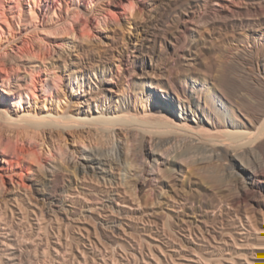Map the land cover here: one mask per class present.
<instances>
[{
  "label": "rangeland",
  "instance_id": "374dc122",
  "mask_svg": "<svg viewBox=\"0 0 264 264\" xmlns=\"http://www.w3.org/2000/svg\"><path fill=\"white\" fill-rule=\"evenodd\" d=\"M3 1L8 7L11 5L15 9L20 2L26 9L31 5H37L36 8L45 11L52 9L51 7L57 9L59 16L46 18L49 19L48 26L53 27H50L52 30L48 29L46 33L45 30L36 29L31 22L28 23L36 39L41 35L55 46L66 41L73 45L75 42L78 43L83 35H87L88 37H83V40L85 38L86 41L91 42V62L94 66H91L90 62L86 70L82 69L81 73L88 72L89 75H94L93 70L99 67L100 72L102 65L112 68L115 73L118 71L116 64L121 59L122 67L119 71L120 74L124 72L125 77L122 80L114 77V83H111L114 91H108L114 97L116 93L121 92L120 88L125 81L127 87L130 85L137 87L138 91L145 90L142 94L144 98L147 91L153 90L146 81L147 73L160 72L163 66L173 71L179 68H191L195 72L194 75L208 72L207 75L212 83L207 79L206 81L201 79L197 84L190 78L180 81V84L187 89L192 88L196 96L201 95V101L205 97H211L210 88L219 89L217 87L219 86L221 90L223 84L227 82L230 84H227L228 91L232 93L230 94L234 97L232 101L237 107L258 106V103L264 99V0H205L192 13L188 12L186 15L185 10H180L182 13L179 21H181H177L174 25L176 37L159 42L156 50L154 48L153 60L144 56L140 47L147 42L145 37L151 30V19L165 16L170 9L168 4L173 0H1L0 4ZM1 17L0 15V25L7 29V24L5 26ZM55 20H58L61 27L59 25L54 28ZM72 31L76 33L70 34ZM39 42L35 40L34 47L30 44V47L26 46L29 51L35 50L36 47L37 54L40 52L39 56L34 57L31 65L29 64L31 66L30 70L28 69L29 80L43 79L46 83L31 85L35 91V93L29 92L32 103L37 96L36 108L39 112L45 113V109L54 110L57 106L58 88L63 86L70 94L68 107L75 102L74 106H77V97L82 96V108H86L84 93L86 91L85 94H91L92 91L99 90L95 85L98 82L96 78L93 77L94 82L91 81L90 84H87L89 80L86 78L82 86L83 91H78L81 84L76 83L77 81L75 87H71L70 81H74V70L80 66H74L72 75L62 67H55L56 64L53 63L56 57L53 56L57 55V51H51L46 41L43 42L41 39V43ZM23 43L22 40L17 42L20 45ZM49 49L50 52L47 53ZM149 63L154 65L150 67ZM0 67L1 77L12 75L17 69L16 66L12 67L13 71L10 73L1 65ZM148 69L150 72H146ZM20 71L23 75L26 73L25 70ZM137 94L130 89L134 105L138 109L151 110L152 105L147 106ZM49 96L53 97L49 99L43 111V107L40 108L41 105L44 106L42 100ZM4 97L6 98L3 99ZM0 101L5 102L11 109L19 107L13 103V98L9 95H0ZM24 106L28 107L31 104L25 103ZM20 110H23V107ZM81 113L84 115L83 112ZM30 141L27 139L25 142H20L22 144L20 145L26 149L27 157L0 154V236H2L0 264H105L106 262V264H264V231L248 230L246 220L248 213L253 222L264 228V212L250 207L238 210L237 206L222 200L226 198L224 196L227 191L224 190L223 185L221 188L220 183L224 184L229 179V171L224 167V162L215 159L217 161L213 160L211 166L197 164L195 167L183 162L184 165L178 166L172 173L164 164L147 167L148 162L141 161L144 168L150 169V172L144 183L134 186L130 182L125 186L132 191L130 192L132 194H128L126 202L121 204L129 209V213L122 218L125 225L122 226L123 231L115 235L108 232L105 236L106 234L100 230H95L97 222L93 217L76 216L70 229L57 218L48 221L44 217V202L40 198L38 183L47 179V170L51 169L52 165L60 163L65 166L67 157L56 148L50 153H43L48 149L47 146L41 147L38 146L37 141ZM101 141L104 149L115 153V149L111 148H115V140L106 137ZM93 144L96 146L97 142L94 140ZM32 156L42 157L46 166L31 167ZM63 168L68 171L72 179L80 183L83 181L88 185H98L95 179L81 178L80 173L74 175V167ZM129 168L131 173L137 171V167ZM216 180L221 182L216 184ZM221 201L224 205L222 204L221 209L217 210L215 217L205 213L208 207L221 205ZM239 216L242 217L244 227L239 221ZM208 229H212L216 236L208 235L206 232ZM109 238H114L116 242L109 244ZM3 239L9 242L10 247L3 244ZM55 246L60 247L62 251L57 253Z\"/></svg>",
  "mask_w": 264,
  "mask_h": 264
},
{
  "label": "bare ground",
  "instance_id": "6f19581e",
  "mask_svg": "<svg viewBox=\"0 0 264 264\" xmlns=\"http://www.w3.org/2000/svg\"><path fill=\"white\" fill-rule=\"evenodd\" d=\"M204 1L173 0L169 2L170 9L165 16H156L151 19L150 23L153 29L150 26L151 30L148 31L146 37L144 36L147 42H143L144 44L141 45V53L153 60L159 42H165L168 38L176 37L174 25L179 21V18L181 19L182 12L180 13V10H185L187 15L188 12H194L195 8ZM17 6V9L11 5L8 7L5 1L0 4L1 18H3L5 26L7 24V29L0 25V65L5 71L7 70L10 73L13 71L12 67H17L12 75L0 76V95L11 96L13 103L19 106L17 109H11L5 102L0 101V154L3 156L16 154L18 156L22 155L21 158L25 157L26 149L21 146L20 142H25L27 139L29 141L30 139V142L32 140L37 141L38 146L48 147L43 153H50L56 148L61 151L62 155H66V165L63 166L60 163L52 165L51 169L47 170V179L38 183L37 186L40 198L44 202L43 215L48 221H52L53 218L56 220L57 218L70 229L76 216L80 218V215H83L95 218L97 222L95 230H100L106 234L105 236H107L108 232L115 235L123 231L122 226L125 225H123L122 218L129 213V209L121 204L126 202L128 194H132L130 193L132 191L125 186L130 182L134 186L138 183H144L150 172V169L144 168L141 161L148 162L147 167L153 164L156 167L164 164L173 173L178 166H182L184 163L192 165V167L197 164L211 166L213 160L214 162L220 160L224 162V167H227L229 171V179L231 178L230 180L228 179V182H226L227 180L225 183L222 182L224 184L216 180V184L220 183V186L223 185L224 190L227 191V194L224 192L226 195L224 197L227 199H221L226 200L232 206H237L238 210L250 207L264 212V99L258 103V106H252L251 108L237 107L234 104L235 102L232 101L234 98L231 96L232 93L228 91V85L230 84L223 82L224 87H221V90L219 86H217L219 89L210 88L211 97H205L201 101L200 94H198L200 95L199 97L196 96L192 88L187 89L180 84V81L190 78L197 84L201 82V79L205 81L207 79L208 82L212 83L213 81L211 82L210 77L207 75L208 72L196 74V77L194 70L191 68L178 67V70L173 71L171 68H163V66L160 72L147 73L148 80L146 81L149 82L153 90L147 91L144 98L142 94L145 90L138 91L136 90L137 87H131L130 85L127 87L124 80V82L122 81V88H120L121 92L117 91L118 93L114 97V95L112 96V94L108 93V91L111 92L114 89V86L112 87L111 85V83H114V77L121 78V80L125 77L124 72L120 74L119 71L122 67L121 59L116 64L117 73H114L112 68L106 65L100 67V72L98 71L99 67L93 70L94 75H89L88 72L81 73L82 69L85 71L90 65L92 56L90 51L91 42L86 41L85 38L83 40V37L87 35H83L82 39L73 45L66 41L61 44L58 43V46H55L51 41L40 35L41 37H39L43 42L46 41L51 51H57V55L53 56L54 58L56 57V60L53 59L55 60L53 63L56 64L55 67H62L64 68L63 70L69 71V74L72 75L73 72L71 71L74 66H80L74 70V81H70L71 87L74 88L77 81L76 83L81 84L78 87V91L82 90L86 78L89 80L87 84H90L91 81L94 82V77L98 81L95 85L99 90L97 92L92 91L91 94H85V91L84 102L86 108H82V96L77 97V106H74L76 105L75 102L74 105L68 107L67 103L69 102L70 94L66 88L59 86L55 109H45V113L39 112L36 108L38 97H34V103H32V97L29 92L33 91L35 93L31 85L34 84L33 86H35L38 83L45 85L46 83L43 79L30 81L28 77L29 67H31L30 63L40 53L38 51L39 53L37 54L36 47L33 51L27 49L29 44L33 47L36 46L35 40L39 42V37L36 39L37 37L33 35L28 23L31 22L36 29L45 30L44 32L46 33L48 29L49 31L52 30L50 29L51 26H48L49 19L46 20V18H51L50 16L53 15L59 16L60 13L53 7L45 11L44 9L36 8L37 5H31L29 9H26L21 2ZM55 22L54 28L59 27L60 23L58 20H55ZM65 22L67 21L65 20ZM158 22L162 23L158 24ZM34 29L33 31L36 30ZM67 32L69 34V31ZM71 33L74 34L76 32L72 31ZM41 39H39V43H41ZM19 40L24 42L23 45L17 44ZM80 42L85 43L82 44ZM58 47H61V49H58ZM50 49L47 53L50 52ZM60 62L62 63L61 65ZM34 65L36 66V64ZM92 65L94 66V63L91 62ZM148 65L151 67L154 63H149ZM23 69L26 72L24 75L20 71H24ZM149 70L146 72H150ZM209 74L211 73L209 72ZM130 89L135 94L138 93L147 106L152 105L151 110L147 108L138 109L132 101ZM52 97L49 96L42 100L44 106L41 105L40 108L43 107V111L45 105ZM100 99L101 101H99ZM108 101L109 104H107ZM25 103L31 104V106H24ZM21 107H23V110H20ZM81 112L84 115H81ZM106 137L113 141L115 140V144L113 143L115 148L111 147L115 149L114 154L104 149L103 143L101 144V142L106 141H101ZM94 140L97 142L96 146L93 144ZM108 141L111 142V140ZM19 145L22 147L21 149ZM30 161L31 167L46 166L45 160L40 156H32ZM63 167H74V175L80 173L82 175L81 178L95 179L98 185H88L83 181L80 183L72 179L71 175ZM129 167H137V171L131 173L132 171ZM212 178L214 179V177ZM222 204L223 201H221V205L208 207L205 213L212 214L215 217L217 210L222 207ZM246 217L248 230L252 229L255 232L257 230L264 231L263 227L258 226L250 219L248 213ZM239 218V221L243 224L242 217L239 216ZM206 232L210 236L214 234L212 229H208ZM206 232L203 233L206 234ZM230 237L232 238V236ZM109 239V244L116 242L114 238ZM2 242L5 246L10 247L8 241L3 239ZM55 248L57 253H59L60 247L55 246ZM65 248L67 247L65 246ZM65 256L67 257V255Z\"/></svg>",
  "mask_w": 264,
  "mask_h": 264
}]
</instances>
